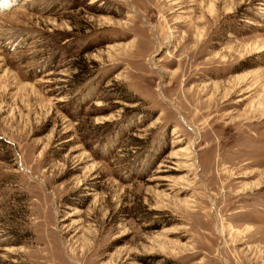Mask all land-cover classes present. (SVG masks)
Instances as JSON below:
<instances>
[{
	"label": "rangeland",
	"instance_id": "374dc122",
	"mask_svg": "<svg viewBox=\"0 0 264 264\" xmlns=\"http://www.w3.org/2000/svg\"><path fill=\"white\" fill-rule=\"evenodd\" d=\"M0 264H264V0H0Z\"/></svg>",
	"mask_w": 264,
	"mask_h": 264
},
{
	"label": "bare ground",
	"instance_id": "6f19581e",
	"mask_svg": "<svg viewBox=\"0 0 264 264\" xmlns=\"http://www.w3.org/2000/svg\"><path fill=\"white\" fill-rule=\"evenodd\" d=\"M259 183V182H258ZM221 234V233H220Z\"/></svg>",
	"mask_w": 264,
	"mask_h": 264
}]
</instances>
